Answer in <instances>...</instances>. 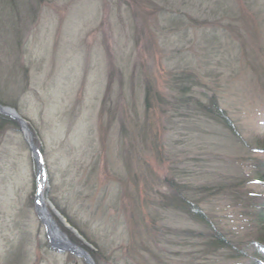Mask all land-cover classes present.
Wrapping results in <instances>:
<instances>
[{
  "label": "rangeland",
  "instance_id": "rangeland-1",
  "mask_svg": "<svg viewBox=\"0 0 264 264\" xmlns=\"http://www.w3.org/2000/svg\"><path fill=\"white\" fill-rule=\"evenodd\" d=\"M0 117V264H258L195 202L239 168L263 190L264 0H0Z\"/></svg>",
  "mask_w": 264,
  "mask_h": 264
},
{
  "label": "trees",
  "instance_id": "trees-1",
  "mask_svg": "<svg viewBox=\"0 0 264 264\" xmlns=\"http://www.w3.org/2000/svg\"><path fill=\"white\" fill-rule=\"evenodd\" d=\"M184 89V92L186 93V88ZM9 119L10 118L0 117V120H6V123H14L9 122L12 121ZM255 146L260 147L264 151V140L259 141L257 144H255ZM247 147L251 148L250 145ZM263 162L264 160L261 161V163ZM250 165L253 171H255L251 175H254L255 178L260 180L262 183L264 181V165L261 166L256 162H253ZM259 168L262 170H259ZM238 170L239 171L235 172L233 176L226 174L227 176H223L221 181L218 180L220 182L213 180L210 182V184L207 183L212 186V188L216 187L217 189L219 186L218 183L222 184L219 186L221 187L220 190L216 192H209L211 188L203 191L208 193L206 200H211L212 202H205L206 200H199L198 202H195V206H197V209L200 210V212L195 214V219L197 221L199 220L203 222L209 221V223L215 229V232L212 236H207V246L209 245V249L212 250V252H223L226 256L225 258L229 260V263H231L233 260L246 261L245 257H242L241 251L244 252L243 247L249 242H256L264 246V187L262 192H255L253 190L251 191V189H249L247 186L248 179H244L246 175H243L240 172V168ZM199 181L200 180H198V182ZM181 182L185 183L184 179H182ZM185 187L186 186H182V189H175L174 187V189L179 193L177 196L179 201L177 207L181 208L179 210H182L184 213L190 214L194 211H192L194 207L190 206L191 199H188L189 197L187 194H185L187 191ZM224 197H227V205H225L224 211L226 213V217H224V219L228 221L226 225H228L229 228L232 227V222H234L236 218L238 221H244L242 224H239L240 228H244L249 222L251 225L250 227H253L256 230L255 231L253 229V234L250 233L251 237H247L245 234H243V232L239 236H234L233 233L236 234V232H241L240 230H237L238 228L235 225V229L224 230L220 228L218 222L214 220L216 213L214 207L217 208L218 206L221 207L224 205V203H222ZM208 206H210V209H208ZM229 221H231L230 224ZM252 221H255L257 225H255V222ZM251 254L252 255L248 254V257L246 258L247 260H250L249 262H252V257H257L258 259L264 260V256L262 254L254 252H251Z\"/></svg>",
  "mask_w": 264,
  "mask_h": 264
},
{
  "label": "bare ground",
  "instance_id": "bare-ground-1",
  "mask_svg": "<svg viewBox=\"0 0 264 264\" xmlns=\"http://www.w3.org/2000/svg\"><path fill=\"white\" fill-rule=\"evenodd\" d=\"M39 183H41L42 185L44 184V181L42 180V178L39 179ZM48 226V225H47ZM49 228V227H48Z\"/></svg>",
  "mask_w": 264,
  "mask_h": 264
}]
</instances>
